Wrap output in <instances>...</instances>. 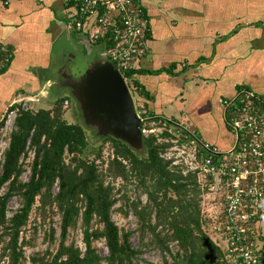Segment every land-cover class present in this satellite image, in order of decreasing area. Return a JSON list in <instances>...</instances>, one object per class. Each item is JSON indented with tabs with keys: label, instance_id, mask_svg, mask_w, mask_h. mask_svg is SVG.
Returning <instances> with one entry per match:
<instances>
[{
	"label": "trees",
	"instance_id": "trees-1",
	"mask_svg": "<svg viewBox=\"0 0 264 264\" xmlns=\"http://www.w3.org/2000/svg\"><path fill=\"white\" fill-rule=\"evenodd\" d=\"M110 44L96 43L103 51ZM11 61L10 52L0 49V75L8 70ZM139 74L143 72L135 69L123 74L135 98L144 95L134 80ZM69 101V96L57 94L49 110L36 111L29 106L26 112L18 113L17 130L10 135L0 173V192L6 188L0 194V245L7 264H132L139 252L130 245L131 233L121 231L111 220V210L117 200L137 219L141 239L147 238L148 245L169 254L173 264H226L222 249L204 230L207 220L215 224L212 230L218 224L214 208L209 202L201 212L196 177L183 176L160 158L168 145L157 144L153 137L143 138L144 149L139 153L94 131V140L100 144L90 156L84 130L88 128L69 124L64 119ZM147 116L153 118L148 112ZM3 123L2 119L0 129ZM107 143L113 150L111 158L98 164ZM27 147L34 152V159L29 180L22 183L21 159ZM108 179L124 181L118 194L133 183L146 195L147 203L142 206L139 201L130 202L126 194L116 199L114 186ZM55 185L57 193H54ZM16 196L21 201L20 208L8 217L7 204ZM33 210L41 225L51 223L46 235L51 244L57 234L52 218L60 215L59 241L54 252L47 249L42 256L27 262L24 249L30 246L33 237L28 239L24 232L29 227ZM126 213L124 211L125 216ZM205 213L210 214L208 219L203 217ZM79 227L84 252L67 241L69 232ZM99 241L105 243L108 252L104 259L94 247ZM174 243L178 251L172 255L170 246Z\"/></svg>",
	"mask_w": 264,
	"mask_h": 264
},
{
	"label": "crops",
	"instance_id": "crops-1",
	"mask_svg": "<svg viewBox=\"0 0 264 264\" xmlns=\"http://www.w3.org/2000/svg\"><path fill=\"white\" fill-rule=\"evenodd\" d=\"M75 1L0 2V49L12 55L0 75V121L13 102L33 103L35 95L63 90L56 84L60 77L50 78L49 71L64 35L95 45L70 26ZM142 5L149 32L136 61L135 70L143 74L134 80L144 91L132 97L136 108L189 126L204 142L228 150L233 141L222 102L242 88L264 97V0H142ZM254 230V250L264 258V218Z\"/></svg>",
	"mask_w": 264,
	"mask_h": 264
},
{
	"label": "built area",
	"instance_id": "built-area-1",
	"mask_svg": "<svg viewBox=\"0 0 264 264\" xmlns=\"http://www.w3.org/2000/svg\"><path fill=\"white\" fill-rule=\"evenodd\" d=\"M0 2L7 5V0ZM72 10L69 20L75 33L86 35L92 44L111 43L104 55L117 65L122 77L135 69L149 32L142 0H76ZM29 103L24 99L7 107L0 138L7 132L10 138L17 130L18 113L26 112ZM221 105L233 141L226 151L204 142L189 126L163 118L154 121L143 107H135V112L142 137L168 145L160 158L183 176L196 177L201 212L211 195L221 197L222 209L219 215L214 212L218 224L213 232L226 264H264L253 245L254 225L264 218V97L242 88ZM8 143L0 141L2 163ZM28 159L33 161V151L28 152Z\"/></svg>",
	"mask_w": 264,
	"mask_h": 264
},
{
	"label": "rangeland",
	"instance_id": "rangeland-1",
	"mask_svg": "<svg viewBox=\"0 0 264 264\" xmlns=\"http://www.w3.org/2000/svg\"><path fill=\"white\" fill-rule=\"evenodd\" d=\"M68 37L66 35L63 36L59 40V42L55 45L54 51H53V67L52 71H49L50 78H57L59 76L60 69L59 67L66 63V68L69 70L70 74L74 79H78L81 77L84 72L86 71L87 64L89 62H92L97 59V50L100 51V47L98 45H91L89 46L88 43L85 42L84 39L81 37H74L71 34H68ZM70 38V39H69ZM58 68V70H56ZM57 80V79H56ZM58 79L57 81H59ZM129 89L131 92L132 97L135 96L132 94L134 91L131 88V84L129 83ZM61 90H58L57 87H54L53 90H48L50 92L46 97H40V95H35L33 97V103H30V107L36 109L38 111L39 109H49L53 105V99L55 98V95H57V92L59 94L70 97V100L68 102L67 108L65 110V116L64 119L69 124H79L80 126H85L83 122V118L80 112V109L76 102H74V99L70 96V90L65 88L61 92ZM135 99V98H134ZM133 99V101H134ZM136 103V102H135ZM136 107V106H135ZM136 109V108H135ZM87 139H88V154L91 156L93 153H95L98 150L99 142L95 141L94 139V130L88 128L86 129L84 127ZM0 141L3 143H8L9 141V132L5 134L3 137V134L1 133ZM31 150L29 149L26 153V155L21 159V165L23 173L21 174L20 181L22 183H26L29 180L30 177V167L32 161L28 159V152ZM112 148L110 144H106L102 151V160L98 161V164H101V162H106L108 159H110L112 155ZM163 153V152H162ZM69 157L66 155V163L68 164ZM1 165L2 161H0V173H1ZM109 183H112L114 186L113 194L115 195V198L118 199L123 194H126L130 202H136L139 201L142 206H144L147 203V197L145 194L142 193L140 189H137L133 183L126 185V189L122 190L118 194V190L121 189L122 186L125 185L124 181L121 179L111 180L108 179ZM6 191V188L3 189L0 194L2 195ZM58 189L55 187L54 193H57ZM200 196V193H199ZM198 196V202L200 206V197ZM212 204L214 208V212H218V215L222 209V201L220 196L211 195L209 197L208 203ZM21 205V201L19 197H14L10 199V201L7 204V216L11 217L19 208ZM207 208V206H206ZM120 209L122 211H120ZM124 211H126L127 215H124ZM35 210H33L30 219H29V227L24 232L26 237L32 238L31 244L28 247H25L24 249V256L26 258V261L29 262L32 258H38L42 256L47 249L52 252L55 251L57 242L59 241V224L61 217L58 214H55L52 218V223L57 231V234L55 236V242L53 244L49 243L46 240V235H48L47 231L51 226V223L48 225V223L41 225L40 220H38L36 216ZM208 213L203 214V217L206 219L208 217ZM154 218V217H153ZM208 219V218H207ZM111 220L118 226V228L121 231L129 232L131 233L130 237V245L131 247L139 252V255L136 257V259L133 261L132 264H173L172 258L169 254H163L160 251L156 250L152 246L148 245V239L144 238L141 239V231L140 226L138 224L137 219L133 215L132 211L129 209H124L122 202L117 200V202L114 204L112 210H111ZM36 221V222H35ZM154 221V219H153ZM215 226L214 223H212L210 220H207V224L204 227L205 233L209 238L213 239L216 243L219 244V241L217 240L213 227ZM68 244L74 243L79 249L84 252V245L82 243V235L80 227L75 231H70L67 238ZM2 245H0V264H7L6 258H3V251H2ZM94 247L97 249L98 254L104 259L108 256L107 249L105 247V243L103 241L96 242L94 244ZM178 251L177 243L171 244L170 246V253L174 255ZM101 264H106L105 262H102Z\"/></svg>",
	"mask_w": 264,
	"mask_h": 264
},
{
	"label": "water",
	"instance_id": "water-1",
	"mask_svg": "<svg viewBox=\"0 0 264 264\" xmlns=\"http://www.w3.org/2000/svg\"><path fill=\"white\" fill-rule=\"evenodd\" d=\"M99 49L97 59L87 64L81 77L74 79L64 66L56 84L61 89L70 90V96L78 105L87 128L140 153L144 149L143 137L129 85L117 65L106 59L103 48Z\"/></svg>",
	"mask_w": 264,
	"mask_h": 264
}]
</instances>
